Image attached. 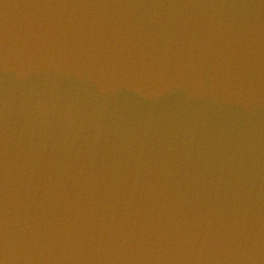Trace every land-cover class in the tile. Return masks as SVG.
Returning <instances> with one entry per match:
<instances>
[{
  "label": "clouds",
  "instance_id": "obj_1",
  "mask_svg": "<svg viewBox=\"0 0 264 264\" xmlns=\"http://www.w3.org/2000/svg\"><path fill=\"white\" fill-rule=\"evenodd\" d=\"M261 10L264 4L39 8L13 70L20 81L34 68L45 73V83L19 97L16 90L24 88H6L0 103L6 256L50 264L87 243L131 250L154 264H264V215L253 191L248 136L178 113L114 117L63 96L51 82L55 61L75 48L129 71L147 70L159 83L182 76L209 89L251 86L254 77L259 84ZM4 42L7 65V33ZM17 157L20 179L10 180Z\"/></svg>",
  "mask_w": 264,
  "mask_h": 264
},
{
  "label": "water",
  "instance_id": "obj_2",
  "mask_svg": "<svg viewBox=\"0 0 264 264\" xmlns=\"http://www.w3.org/2000/svg\"><path fill=\"white\" fill-rule=\"evenodd\" d=\"M243 4L258 6L264 0H0V103L6 88L14 85L19 97L27 88L45 83V73L33 68L20 81L16 79L14 64L23 59L21 45L29 40L39 8H55L81 4ZM136 12H175L176 9H135ZM204 11V10H200ZM211 11V10H209ZM255 12V10H252ZM256 19V38L264 43V10ZM9 37L8 63H5V34ZM52 80L65 97L108 110L113 116L121 114L137 117L168 116L178 113L189 120L206 122L212 130L242 132L254 147L255 199L264 215V79L251 86L209 89L196 81L177 76L159 83L144 69L129 71L122 64L103 54L88 55L75 48H66L55 61ZM3 161V121L0 118V176ZM13 170L19 180V158ZM18 189V185H17ZM2 193V181H0ZM79 254L54 258L50 264H154L134 251L97 250L85 244ZM18 264L16 258L0 247V264ZM258 264V262H257Z\"/></svg>",
  "mask_w": 264,
  "mask_h": 264
}]
</instances>
